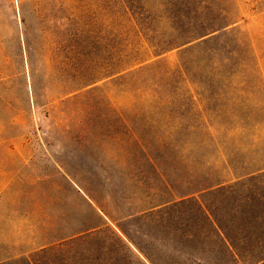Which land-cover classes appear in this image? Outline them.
<instances>
[{"label": "rangeland", "instance_id": "rangeland-1", "mask_svg": "<svg viewBox=\"0 0 264 264\" xmlns=\"http://www.w3.org/2000/svg\"><path fill=\"white\" fill-rule=\"evenodd\" d=\"M141 2L156 0H0V264H56L41 245L97 227L154 264H252L228 163L264 165V0L228 3L251 50L220 68L198 50L185 70L179 49L150 55ZM124 57L158 64L108 77Z\"/></svg>", "mask_w": 264, "mask_h": 264}, {"label": "trees", "instance_id": "trees-1", "mask_svg": "<svg viewBox=\"0 0 264 264\" xmlns=\"http://www.w3.org/2000/svg\"><path fill=\"white\" fill-rule=\"evenodd\" d=\"M228 3L229 0H156L154 7L146 6L141 2L134 11L127 8L139 35L151 49L150 55L156 58L167 51L179 49V68L185 70L188 65L187 56L198 50L203 59L210 61L204 66L214 67L215 65L218 68L228 65L231 57L238 53L235 47L245 46L246 49L251 50L247 41L238 39L240 31L236 28V24L242 17L239 9L236 6L230 8ZM219 57L222 59L219 60ZM150 59L136 57L129 60V57H124L120 69L114 74H109L108 77L119 75L122 79L130 72L141 73L157 66L158 62L146 63ZM228 165L236 179L231 188L232 193L237 195L232 209L235 214H239L235 220L239 218L240 222L251 224L258 229L256 237H253L252 232L248 234L250 236L246 234L244 237L248 242L246 254L251 257L252 264H264V191L254 194L257 190L254 189V182L264 178V165L242 174L234 169L236 167H233L231 163ZM220 188V183L215 186L208 185L197 189L195 193H182V196L194 195V200L199 201L208 191ZM200 208H204V204L200 205ZM217 230L227 239L224 238L228 249L234 250L239 255L237 245L230 239L223 226L218 225ZM100 232L97 227L59 236L54 241L41 245L38 251L47 254L56 250L58 254L56 264H115L112 261L119 255H125V251L132 257L128 264H135V262L154 264L140 248L136 247L143 256V258L138 257L115 234L122 249L117 246L105 248L96 241ZM28 264H32L31 261Z\"/></svg>", "mask_w": 264, "mask_h": 264}]
</instances>
